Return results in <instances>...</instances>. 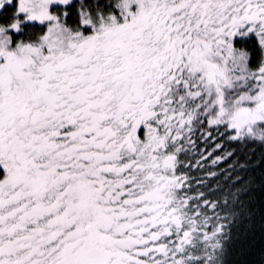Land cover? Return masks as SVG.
I'll use <instances>...</instances> for the list:
<instances>
[{
    "label": "snow or ice",
    "instance_id": "snow-or-ice-1",
    "mask_svg": "<svg viewBox=\"0 0 264 264\" xmlns=\"http://www.w3.org/2000/svg\"><path fill=\"white\" fill-rule=\"evenodd\" d=\"M214 131L264 146V0H0V264H264Z\"/></svg>",
    "mask_w": 264,
    "mask_h": 264
},
{
    "label": "trees",
    "instance_id": "trees-1",
    "mask_svg": "<svg viewBox=\"0 0 264 264\" xmlns=\"http://www.w3.org/2000/svg\"><path fill=\"white\" fill-rule=\"evenodd\" d=\"M223 131L221 128L220 132ZM213 136L216 137L214 142L205 143L203 138L196 141L197 147L191 150L186 158V163L193 165L185 169L186 174L193 180V187L197 192L212 193L209 199L225 200L229 199V193L239 194V199L245 207L256 213L258 242L259 210L264 204V146L259 143L241 144L230 141L227 136L221 137L215 131ZM217 143L221 147L213 152ZM209 152L212 153L211 156H208ZM200 153L208 156V159L201 161ZM229 153L231 155H228ZM217 157L222 159L213 164L212 160ZM197 161H200L199 167L195 166ZM200 183L204 186L201 187ZM247 226L251 227L252 222ZM254 259H259L258 253Z\"/></svg>",
    "mask_w": 264,
    "mask_h": 264
}]
</instances>
